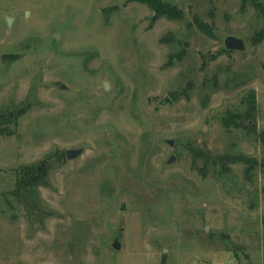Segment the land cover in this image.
I'll list each match as a JSON object with an SVG mask.
<instances>
[{"label":"rangeland","instance_id":"1","mask_svg":"<svg viewBox=\"0 0 264 264\" xmlns=\"http://www.w3.org/2000/svg\"><path fill=\"white\" fill-rule=\"evenodd\" d=\"M261 131L264 0H0V264H264Z\"/></svg>","mask_w":264,"mask_h":264},{"label":"trees","instance_id":"2","mask_svg":"<svg viewBox=\"0 0 264 264\" xmlns=\"http://www.w3.org/2000/svg\"><path fill=\"white\" fill-rule=\"evenodd\" d=\"M145 2L149 3V1H145ZM158 4H159V7H157V8L153 7L152 4H150V5L153 8H156L157 10H159L162 14L167 15L171 18H178V19L181 18L180 12L176 11V9L173 8L171 5L163 4V3H158ZM245 116L247 118H252L253 122H255V119H256V103L255 102H252V106H251L250 110L247 113H245ZM238 122H239V119H235L233 121L227 119L225 123H226V125H230L231 123H233V124H236V126L240 127V125H238ZM253 126H254V124L250 125V123L248 125V127H252V128H253ZM259 137H260L261 142L264 145V131L260 132ZM245 159H246L245 161L249 162L252 166L261 165L264 168V159L261 162H259L255 158H246L245 157ZM44 172H45L44 165L36 164V165L29 166V167H25L22 175L24 177H28V179H30V180H27V181H29L27 184H30V182L35 183L36 179L38 178V175L44 174ZM22 175H21V171H20L19 175H18V179H17V186H18L17 191L18 192H20L19 190L21 188H25L27 186V184L24 185V178ZM263 221H264V219H263Z\"/></svg>","mask_w":264,"mask_h":264},{"label":"water","instance_id":"3","mask_svg":"<svg viewBox=\"0 0 264 264\" xmlns=\"http://www.w3.org/2000/svg\"><path fill=\"white\" fill-rule=\"evenodd\" d=\"M157 17H153V21L156 20ZM8 25L12 24V19L8 18ZM224 48L225 50L232 52V51H244L246 49L245 46V42L244 39L239 37V36H235V35H228L225 40H224ZM231 57V56H230ZM105 89L109 90L110 89V85L109 83L106 81L105 82ZM62 89H66L67 87L62 84L61 85ZM164 102H169L171 103V100L167 97L163 100ZM168 143H170V145L174 144L173 140H167ZM84 149L83 148H70L66 150V159L68 160H74L76 158H78L82 153H83ZM183 153H180V156H182ZM176 159V156H171L169 159V162H173ZM122 209H125V205L122 206ZM113 247L115 249H120L121 248V243L119 241L118 238H116L113 242Z\"/></svg>","mask_w":264,"mask_h":264},{"label":"built area","instance_id":"4","mask_svg":"<svg viewBox=\"0 0 264 264\" xmlns=\"http://www.w3.org/2000/svg\"><path fill=\"white\" fill-rule=\"evenodd\" d=\"M218 264H225V263H218Z\"/></svg>","mask_w":264,"mask_h":264}]
</instances>
